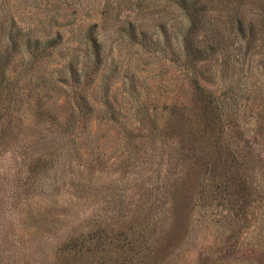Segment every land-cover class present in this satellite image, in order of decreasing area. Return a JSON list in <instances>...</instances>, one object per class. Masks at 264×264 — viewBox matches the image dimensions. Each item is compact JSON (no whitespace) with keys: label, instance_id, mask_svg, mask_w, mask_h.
Instances as JSON below:
<instances>
[{"label":"rangeland","instance_id":"374dc122","mask_svg":"<svg viewBox=\"0 0 264 264\" xmlns=\"http://www.w3.org/2000/svg\"><path fill=\"white\" fill-rule=\"evenodd\" d=\"M0 264H264V0H0Z\"/></svg>","mask_w":264,"mask_h":264},{"label":"trees","instance_id":"16d2710c","mask_svg":"<svg viewBox=\"0 0 264 264\" xmlns=\"http://www.w3.org/2000/svg\"><path fill=\"white\" fill-rule=\"evenodd\" d=\"M239 27H240V25H239ZM240 28H241V27H240ZM92 40H93V39H92ZM12 90H13V91H15V88H14V87H12Z\"/></svg>","mask_w":264,"mask_h":264}]
</instances>
